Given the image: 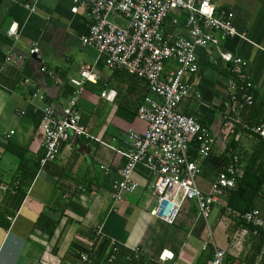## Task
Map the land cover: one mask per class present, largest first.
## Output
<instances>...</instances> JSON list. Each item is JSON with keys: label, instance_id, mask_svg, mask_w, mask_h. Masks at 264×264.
Segmentation results:
<instances>
[{"label": "crops", "instance_id": "obj_1", "mask_svg": "<svg viewBox=\"0 0 264 264\" xmlns=\"http://www.w3.org/2000/svg\"><path fill=\"white\" fill-rule=\"evenodd\" d=\"M33 2L36 12L30 14L16 0H0V264H90L104 240L109 241L106 254L112 242L118 248L113 264H210L215 249L224 252V264H249L258 240L227 208L229 190L207 219L190 201L174 224H164L149 215L156 202L154 177L137 164L132 173L136 192L113 200L112 184L125 165L122 136L127 130L145 132L137 109L144 97L155 96L146 81L124 69L111 71L106 58L83 43L90 20L83 10L71 12L73 0ZM217 7L233 13L235 30L248 41L213 31L217 44L196 50L191 96L178 105L214 140L195 182L205 196L228 176L232 157L243 162L254 150L258 137L247 128L264 118V0H219ZM13 23L17 40L7 35ZM162 30L188 37L186 13L171 11ZM33 46L39 51L34 57L29 56ZM227 53L247 62L254 104L241 111L232 101L230 65L221 57ZM176 67L173 61L164 63L165 71ZM83 68L95 81L85 80L78 89L70 81L81 80ZM37 93L43 101L33 98ZM74 96L89 139L71 134L58 158L40 168L43 109L48 106L63 119ZM192 145L195 158L197 145ZM253 209L264 218V196L253 200ZM262 255L264 245L252 264H264Z\"/></svg>", "mask_w": 264, "mask_h": 264}, {"label": "built area", "instance_id": "obj_2", "mask_svg": "<svg viewBox=\"0 0 264 264\" xmlns=\"http://www.w3.org/2000/svg\"><path fill=\"white\" fill-rule=\"evenodd\" d=\"M218 1L73 0L71 8L73 14L85 11L90 20L89 33L83 43L104 56L111 71L124 69L146 81L151 95L155 96V99L144 97L137 109V117L147 125L145 132L140 134L127 130L122 136L125 152L121 153L125 157V165L112 184L111 193L115 202L122 200L124 195L134 194L138 184L132 179L133 170L137 164L146 166L154 177L151 189L156 196L155 206L149 215L168 225L176 222L183 205L190 201L196 202L201 216L207 219L212 205L223 196L224 190H232L236 184L234 173L239 160L234 156L226 167L228 176L214 183L207 196L197 189L195 182L199 166L209 156L214 140L195 118L178 111V105L191 96L189 80L198 69L196 50L217 44L211 33L216 31L222 38L238 37L248 41L246 35L235 30L233 13L218 10ZM16 2L30 14L36 12L33 0ZM171 11L186 13L188 37L163 34L162 25ZM112 16L121 23L115 22ZM18 34V25L11 24L8 37L17 40ZM38 53L36 46L29 50V56H37ZM221 57L230 65V87L236 92L232 101L239 111L252 107L251 84L245 73L247 62L228 53ZM169 60L177 65L173 71L164 69V63ZM80 76L81 80L70 81L78 89L85 80L95 81L89 68H83ZM33 98L44 99L40 93L34 94ZM76 100V96L70 99L63 119L57 118L50 107H44L40 126L44 154L39 161L40 168L58 158L62 145L68 143L71 134L89 139L88 132L80 125ZM247 129L264 140V121ZM191 143L197 145L195 158L190 156ZM238 217L254 228V236L259 230L264 233V218L259 211L253 209ZM109 247L107 262L111 264L117 259L118 248L114 242ZM224 258V252L215 249L210 264H224ZM80 260L88 262L85 255H80Z\"/></svg>", "mask_w": 264, "mask_h": 264}, {"label": "trees", "instance_id": "obj_3", "mask_svg": "<svg viewBox=\"0 0 264 264\" xmlns=\"http://www.w3.org/2000/svg\"><path fill=\"white\" fill-rule=\"evenodd\" d=\"M257 124L258 122L252 127L259 125ZM192 152H195V147L193 145L190 146V156L194 157ZM234 176L236 178V184L232 190H229L226 206L232 214L243 215L244 213L253 210V200L257 196H264V140L260 139V137L257 138V144L254 150L247 155L246 159L243 160V162H241V159L239 160ZM236 218L244 227H247L250 232H253L254 228L251 225L240 220L238 216ZM255 238L258 242L255 246L256 248L254 247L255 251L252 258L250 260L247 259L249 264H252L255 261V256L260 254V250L264 245L263 232L259 230ZM108 244L109 241L106 240L100 242V245L96 249V254L98 253L99 257L95 258V256H91L90 264H108L107 260L110 255V250L108 251L109 253L106 254ZM261 258L264 260L263 255Z\"/></svg>", "mask_w": 264, "mask_h": 264}, {"label": "water", "instance_id": "obj_4", "mask_svg": "<svg viewBox=\"0 0 264 264\" xmlns=\"http://www.w3.org/2000/svg\"><path fill=\"white\" fill-rule=\"evenodd\" d=\"M32 57H34V56H32Z\"/></svg>", "mask_w": 264, "mask_h": 264}]
</instances>
